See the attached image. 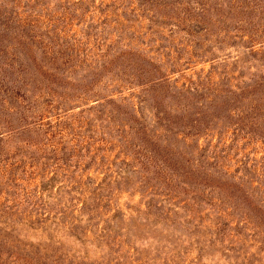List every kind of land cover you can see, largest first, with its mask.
Returning a JSON list of instances; mask_svg holds the SVG:
<instances>
[{"label": "rangeland", "instance_id": "1", "mask_svg": "<svg viewBox=\"0 0 264 264\" xmlns=\"http://www.w3.org/2000/svg\"><path fill=\"white\" fill-rule=\"evenodd\" d=\"M0 264H264V0H0Z\"/></svg>", "mask_w": 264, "mask_h": 264}]
</instances>
